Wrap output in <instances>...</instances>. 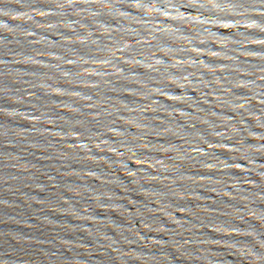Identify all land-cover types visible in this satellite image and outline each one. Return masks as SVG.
Returning <instances> with one entry per match:
<instances>
[{"label": "water", "instance_id": "1", "mask_svg": "<svg viewBox=\"0 0 264 264\" xmlns=\"http://www.w3.org/2000/svg\"><path fill=\"white\" fill-rule=\"evenodd\" d=\"M0 264H264V0H0Z\"/></svg>", "mask_w": 264, "mask_h": 264}]
</instances>
